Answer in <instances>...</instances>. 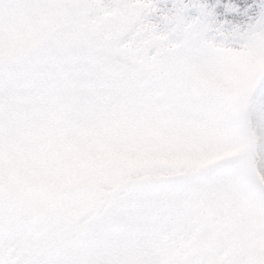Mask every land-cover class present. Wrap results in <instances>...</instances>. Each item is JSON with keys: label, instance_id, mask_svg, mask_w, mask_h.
I'll return each mask as SVG.
<instances>
[{"label": "snow or ice", "instance_id": "snow-or-ice-1", "mask_svg": "<svg viewBox=\"0 0 264 264\" xmlns=\"http://www.w3.org/2000/svg\"><path fill=\"white\" fill-rule=\"evenodd\" d=\"M0 264H264V0H0Z\"/></svg>", "mask_w": 264, "mask_h": 264}]
</instances>
